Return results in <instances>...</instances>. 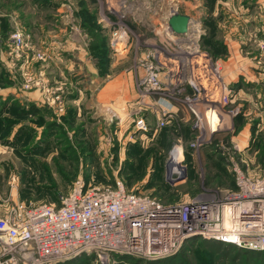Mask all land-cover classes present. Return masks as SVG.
Segmentation results:
<instances>
[{
    "label": "rangeland",
    "instance_id": "rangeland-1",
    "mask_svg": "<svg viewBox=\"0 0 264 264\" xmlns=\"http://www.w3.org/2000/svg\"><path fill=\"white\" fill-rule=\"evenodd\" d=\"M238 1L0 0V209L59 204L79 180L173 205L226 197L236 167L263 175L264 0ZM175 12L190 17L184 33ZM150 65L155 86L141 83ZM115 92L134 100L106 109L101 93ZM178 162L185 177L171 180ZM212 249L177 264H214ZM135 256L55 264H146Z\"/></svg>",
    "mask_w": 264,
    "mask_h": 264
},
{
    "label": "built area",
    "instance_id": "built-area-1",
    "mask_svg": "<svg viewBox=\"0 0 264 264\" xmlns=\"http://www.w3.org/2000/svg\"><path fill=\"white\" fill-rule=\"evenodd\" d=\"M149 68L141 83L158 85L157 67ZM136 124L142 131L151 128L144 118ZM235 175L237 189L226 197L198 196L173 205L129 191L122 181L106 187L82 180L59 204L17 203L0 212V264H55L85 252L159 258L193 237L263 250L264 174L236 167Z\"/></svg>",
    "mask_w": 264,
    "mask_h": 264
},
{
    "label": "trees",
    "instance_id": "trees-1",
    "mask_svg": "<svg viewBox=\"0 0 264 264\" xmlns=\"http://www.w3.org/2000/svg\"><path fill=\"white\" fill-rule=\"evenodd\" d=\"M4 118L5 117H3V120L0 123L8 125L9 122H7L6 118L4 121ZM0 119H2V117ZM198 245H204L208 248H213L212 249L213 251H211L210 253L214 255L215 259L217 258L220 261V263L218 264H225V260H224L225 257L229 258L228 264H235L237 260L244 262L246 264H264V249L253 250V249L243 248L232 243H225L218 240L206 239L200 237H193L188 239L177 252L170 255H166L159 258H146L140 256H135V258L139 263L145 262L146 264H177L179 260H182L184 257H186V254H188L187 252H191V250L197 247ZM121 256H125V255H121ZM214 258L212 260L213 263L215 264ZM64 261L67 262L63 264H70L69 262L70 259Z\"/></svg>",
    "mask_w": 264,
    "mask_h": 264
},
{
    "label": "water",
    "instance_id": "water-1",
    "mask_svg": "<svg viewBox=\"0 0 264 264\" xmlns=\"http://www.w3.org/2000/svg\"><path fill=\"white\" fill-rule=\"evenodd\" d=\"M189 22H190V17L187 14H181L178 12L173 13L169 18L170 28L178 33L186 32L188 30ZM169 163H171V161ZM179 166L180 168L177 169L176 167H171V164L169 165V170H168L169 179L178 180L185 177V171H186L185 167H182V165L178 162V167Z\"/></svg>",
    "mask_w": 264,
    "mask_h": 264
},
{
    "label": "crops",
    "instance_id": "crops-1",
    "mask_svg": "<svg viewBox=\"0 0 264 264\" xmlns=\"http://www.w3.org/2000/svg\"><path fill=\"white\" fill-rule=\"evenodd\" d=\"M231 1V0H230ZM232 1H234V3H233V7L235 6V2H237L238 4H239V1L238 0H232ZM230 20H231V25H232V29L230 30V32H233V35L235 36V38L234 39H239L236 35H238L237 34V32H236V27L238 26V24H237V22H235V17H234V15L230 18ZM234 41H236V43L238 44V40H234ZM230 48H231V50H234L235 52H236V50H235V46H233V44H231L230 45ZM87 66H90V65H87ZM91 77H95V76H91ZM117 92H115V93H113V94H110V93H101V94H103L101 97H103L104 99H105V108L106 109H108V108H115V110H117L116 109V107H120V106H114V103H116L117 102V99L116 98H119L120 100L122 99V98H124V101H130V100H134L133 98H134V94H130V93H124V96L122 95L121 97H118L119 95L118 94H116ZM125 96H130L131 97V99H128L129 97H125ZM133 96V97H132ZM109 106H112V107H109ZM121 107H123V106H121ZM105 109V110H106ZM181 109L180 108H178V111H176V112H178L179 113V111H180ZM150 125H151V127L152 126H154V124H151V123H149ZM0 212L2 213V214H6L7 213V210H5V209H0Z\"/></svg>",
    "mask_w": 264,
    "mask_h": 264
},
{
    "label": "bare ground",
    "instance_id": "bare-ground-1",
    "mask_svg": "<svg viewBox=\"0 0 264 264\" xmlns=\"http://www.w3.org/2000/svg\"><path fill=\"white\" fill-rule=\"evenodd\" d=\"M181 159V158H180ZM173 165V164H172ZM177 166H178V164H177ZM173 167H174V165H173ZM179 168H180V166H179Z\"/></svg>",
    "mask_w": 264,
    "mask_h": 264
}]
</instances>
